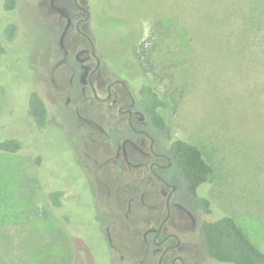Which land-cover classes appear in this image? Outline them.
<instances>
[{
  "label": "rangeland",
  "instance_id": "374dc122",
  "mask_svg": "<svg viewBox=\"0 0 264 264\" xmlns=\"http://www.w3.org/2000/svg\"><path fill=\"white\" fill-rule=\"evenodd\" d=\"M31 1L17 0L16 14H4L0 0V23L17 19L19 29L0 61V139H23L22 151L0 152V264H89L77 251L86 229L61 218L80 210L54 209L48 198L50 187L65 184L67 168L56 175L50 157L71 156L68 142L62 130L34 137L26 118L47 45ZM94 11L108 45L117 49L128 37L138 52L145 45L172 131L201 147L216 169L208 195L264 250V0H105ZM74 145L84 160L85 144Z\"/></svg>",
  "mask_w": 264,
  "mask_h": 264
},
{
  "label": "flooded vegetation",
  "instance_id": "af4514ba",
  "mask_svg": "<svg viewBox=\"0 0 264 264\" xmlns=\"http://www.w3.org/2000/svg\"><path fill=\"white\" fill-rule=\"evenodd\" d=\"M103 1H31L47 45L41 83L28 96L38 92L48 115L44 126L29 108L26 118L38 132L34 137L62 130L61 141L70 147L71 156L62 152L50 158L56 175L66 165L62 176L71 185L49 189L64 191L58 210L69 204L80 210L61 216L86 229L77 251L89 264H233L207 252L202 225L213 214L204 200L211 197L205 184L197 194L189 188L174 149L176 138H184L172 131L167 109L156 103L146 47L138 52L134 37L117 49L107 44L105 26L94 13ZM16 9L17 0L13 9L5 5L4 14ZM15 20L0 23V61L17 43ZM13 24L14 38L8 31ZM77 143L85 144V161L78 158Z\"/></svg>",
  "mask_w": 264,
  "mask_h": 264
},
{
  "label": "trees",
  "instance_id": "16d2710c",
  "mask_svg": "<svg viewBox=\"0 0 264 264\" xmlns=\"http://www.w3.org/2000/svg\"><path fill=\"white\" fill-rule=\"evenodd\" d=\"M8 9H13L16 0H5ZM10 27H7V29ZM10 36L14 38L17 26L8 29ZM4 47L0 45V55ZM158 107L169 108L158 91L154 93ZM29 112L34 120L44 126L47 121L48 110L44 99L34 91L29 97ZM169 115V114H168ZM160 122L165 117L158 112L156 114ZM165 123V122H164ZM169 130V128H168ZM23 149V140L19 137H4L0 139V152L18 153ZM174 149L178 153V159L183 164L185 177L190 190L197 194V188L201 184L213 183L216 178L214 165L206 158L205 153L198 145L181 138H176ZM41 155L34 159L37 165L41 164ZM61 189H49L48 198L50 205L55 209L63 206ZM205 206L209 211L213 210L210 220L202 225V234L208 254L218 261H226L233 264H264V250L260 249L245 233L237 219L228 212L219 211L214 205L213 199L205 197ZM212 206V207H211Z\"/></svg>",
  "mask_w": 264,
  "mask_h": 264
}]
</instances>
